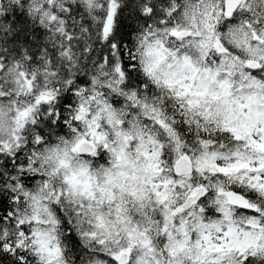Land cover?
<instances>
[{
    "label": "snow or ice",
    "instance_id": "6c2138e0",
    "mask_svg": "<svg viewBox=\"0 0 264 264\" xmlns=\"http://www.w3.org/2000/svg\"><path fill=\"white\" fill-rule=\"evenodd\" d=\"M0 264H264V0H0Z\"/></svg>",
    "mask_w": 264,
    "mask_h": 264
}]
</instances>
